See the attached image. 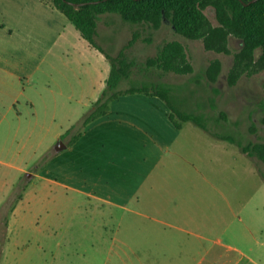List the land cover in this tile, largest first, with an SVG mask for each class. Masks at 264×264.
Here are the masks:
<instances>
[{
    "label": "crops",
    "instance_id": "1",
    "mask_svg": "<svg viewBox=\"0 0 264 264\" xmlns=\"http://www.w3.org/2000/svg\"><path fill=\"white\" fill-rule=\"evenodd\" d=\"M6 17L0 23L1 151H10L9 139L29 135L32 124L68 121L79 105L86 108L81 132L61 151L54 149L34 178L48 194L76 195L118 214L117 240L90 244L103 250L96 252L102 261L93 258L92 264H264V228L250 224L254 195L239 198L222 189L224 183L233 186L235 154L226 146L211 144L215 153L201 154L181 144V123L154 95H119L106 114L85 124L110 77L105 54L51 0H8ZM118 19L106 16L103 32L97 23L95 41L108 54ZM105 31L111 36L107 45ZM52 134L62 136L60 130ZM0 164L23 174L27 168L13 160ZM224 165L230 178L221 175ZM242 167L247 179L253 169ZM24 201L13 210V221ZM69 247L56 243V259H71L63 251Z\"/></svg>",
    "mask_w": 264,
    "mask_h": 264
},
{
    "label": "rangeland",
    "instance_id": "2",
    "mask_svg": "<svg viewBox=\"0 0 264 264\" xmlns=\"http://www.w3.org/2000/svg\"><path fill=\"white\" fill-rule=\"evenodd\" d=\"M7 3L8 0H0V23L7 18ZM205 14L213 25L217 24L212 8H208ZM106 16L119 18L111 23L118 35L114 44L107 47L111 56L118 55L132 38L133 32L140 34L137 42L126 51L127 61L132 66L117 90L124 91L141 83L168 84L172 88L171 101L174 106L203 117L204 123L213 133L234 137L243 144L264 141V125L260 122L264 102V72L252 77L242 76L231 87L227 83V74L233 55L206 51L201 40H189L178 35L168 20L164 21L160 29L153 30L149 26H133L123 21L119 15L104 14L98 21L101 32L105 29ZM105 36L103 45L111 42L108 31H105ZM173 40L184 45L189 62L194 68L193 73L177 75L164 73L157 68L147 69L145 61L155 57L164 43ZM241 47L239 39L230 37L229 48L232 53L239 51ZM215 58L221 60L222 71L217 81L212 83L207 80L205 70ZM219 111L227 113V121H217ZM86 113V108L79 105L71 120L57 121L53 125L50 120L41 121V127L33 128L32 124L29 135L9 139L6 147L10 150L8 153H2L0 146V162L13 160L15 166H21L22 169L27 167L23 174L0 164V264H92L93 258L102 261V254L96 252L103 250H93L90 244L117 240L118 214H111L96 203L76 195L64 196L58 192L48 194L43 184L34 178L38 168L47 161L59 142L64 143L81 132ZM178 121L183 132L181 144L201 154L215 153L208 148L211 144L219 146V149L226 146L229 152L237 156L232 162L234 166L237 164L238 169L237 174L234 173L232 177L233 186L224 183L222 189L228 194L238 193L239 198L254 195L252 205L248 208L253 210V222L250 224L256 231V228H264V163L256 158L253 161L244 157L237 144H229L227 140L217 141L192 122ZM252 127L255 128L254 132L250 131ZM58 130L62 133L61 138L52 134H56ZM218 152L216 151L217 154ZM222 153L225 158L227 152L223 149ZM242 164H246L249 170L253 169V173L249 171L247 179L242 171ZM221 175L231 177L232 173L227 165L223 166ZM5 195L6 198L1 200ZM23 199L25 201L13 221L12 212ZM58 242L63 246L70 245L63 251H68L71 259L61 255L56 259L55 244ZM71 244L80 248H73Z\"/></svg>",
    "mask_w": 264,
    "mask_h": 264
},
{
    "label": "trees",
    "instance_id": "3",
    "mask_svg": "<svg viewBox=\"0 0 264 264\" xmlns=\"http://www.w3.org/2000/svg\"><path fill=\"white\" fill-rule=\"evenodd\" d=\"M51 0L53 6L62 12L93 47L105 54L111 63V73L96 109L85 124L109 111V104L122 94L144 93L160 97L170 108V117L179 127V121L192 122L217 138L237 144L241 151L264 163V141L243 144L231 136L213 133L204 123L203 117L179 110L171 101L172 88L168 84L141 83L124 91L117 90L123 78L128 76L131 63L126 51L140 38L133 32L132 38L116 57L108 54L95 41L97 23L101 15H119L133 26H149L158 30L168 20L174 31L189 40H201L204 49L224 55H233L227 74V83L233 87L242 76L252 77L264 72V0ZM70 3L82 4L76 8ZM208 8L215 12L216 25L205 14ZM242 42L239 51L232 53L229 39ZM150 42V39H147ZM147 69L157 68L164 73L187 75L193 73L185 47L179 41H169L159 47L157 55L145 61ZM222 71V62L215 58L205 70L209 82H216ZM215 108V106H213ZM260 122L264 125V102ZM227 121V113L218 112L217 121ZM251 132L255 128L250 129ZM78 136L72 140L74 142Z\"/></svg>",
    "mask_w": 264,
    "mask_h": 264
},
{
    "label": "water",
    "instance_id": "4",
    "mask_svg": "<svg viewBox=\"0 0 264 264\" xmlns=\"http://www.w3.org/2000/svg\"><path fill=\"white\" fill-rule=\"evenodd\" d=\"M257 0H252L251 3L256 2ZM71 5H73L74 7L78 8L80 7L82 4H74V3H70ZM66 147V145L63 142H59L58 146L55 148V150L61 151L62 149H64ZM28 176H30V174H28Z\"/></svg>",
    "mask_w": 264,
    "mask_h": 264
}]
</instances>
